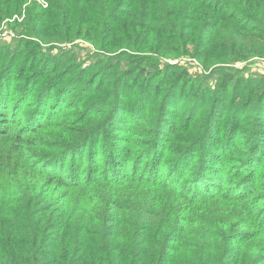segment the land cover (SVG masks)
I'll list each match as a JSON object with an SVG mask.
<instances>
[{"label":"trees","instance_id":"16d2710c","mask_svg":"<svg viewBox=\"0 0 264 264\" xmlns=\"http://www.w3.org/2000/svg\"><path fill=\"white\" fill-rule=\"evenodd\" d=\"M133 6L189 19L195 57L221 22L264 31V0ZM134 27L101 31L114 54L86 66L0 57V264H264V103L180 92L182 67L157 72L165 46Z\"/></svg>","mask_w":264,"mask_h":264},{"label":"rangeland","instance_id":"374dc122","mask_svg":"<svg viewBox=\"0 0 264 264\" xmlns=\"http://www.w3.org/2000/svg\"><path fill=\"white\" fill-rule=\"evenodd\" d=\"M50 1L0 0L2 61L13 58L20 61L36 56L39 59H48L51 63L62 61L61 65H64L76 62L86 66L102 56L114 54L113 50L104 51L99 46L111 43L110 36H106L105 33L103 35L101 31L105 32L113 27L122 33L124 29L135 26L132 39L140 41L147 39L152 44L165 46L163 56L158 53L162 63L156 67L157 72L165 69L167 64L182 67L180 74L175 76L176 80L173 78L170 81V83L178 82L177 90L181 87L180 92L183 83H187L186 88H188L193 82L198 87L197 91L191 92L193 96L200 93L199 91L210 89L215 92L208 95L214 94L218 99L226 96L225 100L234 102V106H239L240 103L244 105L248 100H251L252 106L257 103L261 106L264 103V96L261 98L264 95L263 30L249 27L238 34L242 38L234 40L231 39L232 33L229 29L231 27L228 26L231 23L221 22L225 24H222L220 29L211 28L207 36H204L203 32L202 40L197 43L199 55L195 57L185 52V49L189 48V43L184 29H187L186 25L190 24V20L178 19L172 12L164 16L150 11L149 8L134 7L133 4L140 0H101V5H84L82 8L79 5L75 6V14H73L72 5L55 8ZM125 1L131 6H121ZM141 1L146 3V6L152 2V0ZM104 7L108 8L107 13L111 16H101ZM108 17L112 18L113 22H108ZM137 25L138 29H136ZM241 27L234 26L236 30H241ZM133 29L126 31L128 37ZM180 32L181 36H179ZM174 35L179 38L175 40ZM143 63H138L139 67L154 70L151 64ZM56 65L54 64L53 67L56 68ZM122 65L126 67L127 64L122 61ZM58 69L56 68V71ZM171 76L174 77V74ZM228 76L232 78L226 79ZM260 91L262 93L258 98ZM252 106L243 107L240 110V118L232 117L230 123L242 119L245 125L248 120L241 114L249 112ZM172 107H177V110L179 105ZM226 111L230 110L226 109ZM247 126L249 127L250 124Z\"/></svg>","mask_w":264,"mask_h":264}]
</instances>
